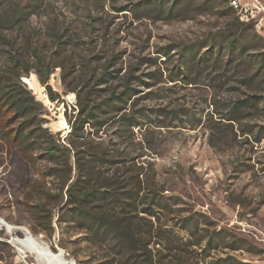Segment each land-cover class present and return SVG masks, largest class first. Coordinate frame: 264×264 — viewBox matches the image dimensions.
<instances>
[{"label": "rangeland", "instance_id": "rangeland-1", "mask_svg": "<svg viewBox=\"0 0 264 264\" xmlns=\"http://www.w3.org/2000/svg\"><path fill=\"white\" fill-rule=\"evenodd\" d=\"M33 1L0 0L2 20L10 19L15 9L24 7V15L11 27L0 28V66L9 63L10 42L19 51L25 42L33 47L37 36L43 40L45 26L52 21L76 29L86 38L82 29L90 23L89 13L95 20L96 37L101 36V22L107 25L105 38L113 45V55L119 56L117 66L122 67V73L139 57L157 58L155 64L145 63L137 71L151 84L159 81L153 88L142 89V93L150 89L153 92L143 103L162 107L165 112L174 113L175 118L167 127L149 123L146 130L142 129L143 136L152 139L153 145L146 161L155 170L164 193L178 197L180 217L194 215L210 235L213 229L222 231L223 247L212 249L203 264L219 263L227 255L244 264H264V68L259 67L258 58L252 60L249 68L242 66L239 58L227 65L213 66L217 54L213 51L200 68L192 65L183 75L169 78L180 70L177 51L181 47L215 36L236 21V13L228 8L226 0H182L177 5L174 0H166L162 6L149 3L154 0H43L39 7ZM30 11L33 14L27 15ZM166 45L176 49L165 60L156 51ZM252 53L255 52L247 54ZM43 54L47 51L43 50ZM223 58L226 60L228 55L224 53ZM59 75L60 69L55 68L49 84L63 103L50 102L40 84L44 98L31 91L44 107V125L52 133L64 135L69 130L64 103L70 115L75 96L63 88ZM31 77L38 83L35 73L30 72L28 78ZM249 95L260 97L258 105L243 106L237 114L239 120L226 124L222 117L228 115L231 104ZM249 130L251 134L247 133ZM43 165L40 162L38 167ZM36 179L37 174L18 152L14 150L9 156L0 142L1 219L22 227L53 253L62 252L75 264H99L103 248L87 242L83 232L64 226L59 229L55 222L59 207L52 203L47 205L52 213V234L38 230L41 226L48 228V211L42 212L45 222L32 229L33 220L24 206V187ZM175 229L184 240L188 238L185 230ZM26 231L12 234L24 238ZM10 241L11 236L3 229L0 264H44L31 252H25L23 260Z\"/></svg>", "mask_w": 264, "mask_h": 264}, {"label": "trees", "instance_id": "trees-1", "mask_svg": "<svg viewBox=\"0 0 264 264\" xmlns=\"http://www.w3.org/2000/svg\"><path fill=\"white\" fill-rule=\"evenodd\" d=\"M165 1L149 3L162 6ZM33 2L39 7L44 1ZM22 15L24 7L15 9L10 19H0V28L11 27ZM89 17L90 23L82 29L86 38L76 29L52 21L45 26L43 40L37 36L33 47L25 42L19 51L10 42L9 63L0 66V142L9 156L16 150L37 174L24 187V206L33 220L32 229L45 222L42 212L48 211V228L38 230L52 234V213L47 210L52 203L59 207L55 221L59 229L64 226L83 232L87 242L103 248L99 264H203L212 249L223 247L222 231L213 229L210 235L194 215L180 217L178 197L164 193L145 159L153 145L142 129L149 123L167 127L175 118L162 107L143 103L153 92L142 93V89L153 88L159 81L151 84L137 71L145 63L155 64L157 58L139 57L122 73L117 66L119 56L113 55V45L105 38L107 25L101 22L102 33L96 37L94 17L90 13ZM174 49L176 46L166 45L156 52L166 60ZM213 51L217 52L213 66L239 58L249 68L258 58L259 67L264 68V37L236 16L225 31L181 47L177 51L180 70L169 78L183 75L192 65L200 68ZM55 68L60 69L63 88L75 96L70 115L64 103L69 126L64 135L52 133L44 125V107L22 81L35 73L48 100L63 103L49 84ZM259 102L257 95L237 100L222 118L226 124L236 122L243 106L256 107ZM40 162H44L43 168L38 167ZM175 227L185 230L188 238L180 237ZM212 264L244 263L227 255Z\"/></svg>", "mask_w": 264, "mask_h": 264}, {"label": "bare ground", "instance_id": "bare-ground-1", "mask_svg": "<svg viewBox=\"0 0 264 264\" xmlns=\"http://www.w3.org/2000/svg\"><path fill=\"white\" fill-rule=\"evenodd\" d=\"M228 5L234 0H227ZM235 10L236 16L239 17V4H232L229 5ZM264 36V33H259ZM25 83H27L30 90L36 94L39 98H44V94L42 92V88L35 81V79L31 78H23ZM5 230L7 234L11 236V243L16 247L18 254L21 255V258L25 260L26 254L25 252H31L36 255L37 259H39L44 264H75L72 260L66 259L62 252L53 253L48 246L31 236L25 229L22 227H15L10 224H7L3 219L0 217V232ZM16 230H23L26 231L24 238H19L14 236L12 233ZM7 242V241H6ZM9 243V242H7Z\"/></svg>", "mask_w": 264, "mask_h": 264}, {"label": "built area", "instance_id": "built-area-1", "mask_svg": "<svg viewBox=\"0 0 264 264\" xmlns=\"http://www.w3.org/2000/svg\"><path fill=\"white\" fill-rule=\"evenodd\" d=\"M239 4V21L250 24L257 33H264V0H234Z\"/></svg>", "mask_w": 264, "mask_h": 264}, {"label": "water", "instance_id": "water-1", "mask_svg": "<svg viewBox=\"0 0 264 264\" xmlns=\"http://www.w3.org/2000/svg\"><path fill=\"white\" fill-rule=\"evenodd\" d=\"M24 83H25V81H24ZM25 84H27V83H25Z\"/></svg>", "mask_w": 264, "mask_h": 264}]
</instances>
